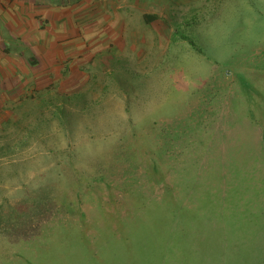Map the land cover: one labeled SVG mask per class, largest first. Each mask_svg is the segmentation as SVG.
Masks as SVG:
<instances>
[{
	"label": "rangeland",
	"instance_id": "obj_1",
	"mask_svg": "<svg viewBox=\"0 0 264 264\" xmlns=\"http://www.w3.org/2000/svg\"><path fill=\"white\" fill-rule=\"evenodd\" d=\"M161 1L129 11L168 21L159 52L98 53L75 85L0 71V264H264V0Z\"/></svg>",
	"mask_w": 264,
	"mask_h": 264
},
{
	"label": "crops",
	"instance_id": "obj_2",
	"mask_svg": "<svg viewBox=\"0 0 264 264\" xmlns=\"http://www.w3.org/2000/svg\"><path fill=\"white\" fill-rule=\"evenodd\" d=\"M76 1L63 10L56 5L44 7L50 3L44 5L37 0H0L1 31L4 30L13 39L28 45L39 60L36 66L27 67L26 63L19 61L16 57H9L10 52L3 51L7 42L0 34V71L13 70L14 72L19 68L24 71L23 80L34 82L36 86H46L57 82L75 85V77L79 75V69L90 60L92 61L98 53L114 51L116 56L122 58L126 50H130L131 54L141 55L148 54L156 47L159 52L160 48H164L172 38L170 25L165 18H162L161 12L150 9L142 15L134 16L129 13L131 8L138 5L160 6L161 0H157L156 3L154 0ZM41 18L48 19L50 22V30L46 34L39 31ZM144 19L150 21L149 29L154 30L144 26L142 23ZM135 33L140 35L141 39L151 40L154 44L148 45L146 49H144L145 46L144 48L141 46V43L137 46L138 44L131 38H137L134 36ZM110 38H114V44L108 41ZM127 44L129 49L125 47ZM65 67L70 73L66 79H62V71ZM188 116L187 110L184 109L168 117L166 124L168 127L165 125V131L167 132L169 128L170 135H178V140L173 141V145L182 146L183 135L187 133L185 126H182V120H187Z\"/></svg>",
	"mask_w": 264,
	"mask_h": 264
},
{
	"label": "trees",
	"instance_id": "obj_3",
	"mask_svg": "<svg viewBox=\"0 0 264 264\" xmlns=\"http://www.w3.org/2000/svg\"><path fill=\"white\" fill-rule=\"evenodd\" d=\"M182 39L186 40L190 45L195 46L194 41L191 38H189L188 36L182 35ZM9 40H15V39H13L10 35H8L5 39V41L8 42ZM5 49H6V51L9 50L8 48H5ZM31 61L33 62V59H31Z\"/></svg>",
	"mask_w": 264,
	"mask_h": 264
}]
</instances>
